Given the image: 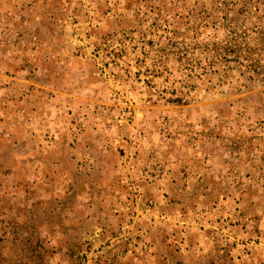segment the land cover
<instances>
[{"label": "rangeland", "instance_id": "obj_1", "mask_svg": "<svg viewBox=\"0 0 264 264\" xmlns=\"http://www.w3.org/2000/svg\"><path fill=\"white\" fill-rule=\"evenodd\" d=\"M0 264H264V0H0Z\"/></svg>", "mask_w": 264, "mask_h": 264}, {"label": "trees", "instance_id": "obj_2", "mask_svg": "<svg viewBox=\"0 0 264 264\" xmlns=\"http://www.w3.org/2000/svg\"><path fill=\"white\" fill-rule=\"evenodd\" d=\"M224 49L227 51V53L232 52L233 54H235V56H234L235 58H239V57L241 58L242 57V56H240L239 52H236L237 51L236 49L233 50V47L230 44H226ZM244 59L249 61V57H247V56H244ZM244 66L247 67L248 69H250L251 71H253L252 62L245 64Z\"/></svg>", "mask_w": 264, "mask_h": 264}]
</instances>
